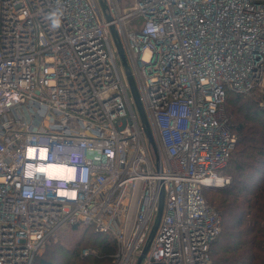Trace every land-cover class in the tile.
Wrapping results in <instances>:
<instances>
[{
    "label": "built area",
    "instance_id": "2783aa9c",
    "mask_svg": "<svg viewBox=\"0 0 264 264\" xmlns=\"http://www.w3.org/2000/svg\"><path fill=\"white\" fill-rule=\"evenodd\" d=\"M254 87L264 0H0V264H33L73 227L137 264L161 190L139 264H210L221 217L204 191L229 184L236 144L224 103Z\"/></svg>",
    "mask_w": 264,
    "mask_h": 264
},
{
    "label": "trees",
    "instance_id": "16d2710c",
    "mask_svg": "<svg viewBox=\"0 0 264 264\" xmlns=\"http://www.w3.org/2000/svg\"><path fill=\"white\" fill-rule=\"evenodd\" d=\"M224 109L236 144L226 165L233 168L229 184L204 191L221 217L220 235L210 247V264H264V90L254 87L246 94L229 91ZM210 192L213 195L207 199ZM71 229L81 231L85 243L80 241V246L90 244L97 253L77 257L76 242L70 251L64 250L62 261H56L48 250L61 248L49 240L47 251L33 264H111L116 250L111 237L91 228Z\"/></svg>",
    "mask_w": 264,
    "mask_h": 264
},
{
    "label": "water",
    "instance_id": "95a60500",
    "mask_svg": "<svg viewBox=\"0 0 264 264\" xmlns=\"http://www.w3.org/2000/svg\"><path fill=\"white\" fill-rule=\"evenodd\" d=\"M111 32H112V36H113V38L115 40V44H116L118 53H119V55L121 57V60H122V65L124 67V71H125V74H126V79H127L129 88L131 90V94H132L135 106L137 108L140 120H141L142 125L144 127V133H145L150 145L152 146L154 152L156 153V147H155V143H154V140H153L152 132H151L149 124H148V122L146 120V116H145L144 110H143L141 102H140V98H139V94H138V91H137V88H136V85H135V81H134L132 75L129 72L128 65H127V62H126V59H125V56H124V52H123L122 46H121L120 42L117 40L118 39L117 38V34H116V32H115L113 27H111ZM207 187L212 188L213 186H207ZM214 188H219V187H214ZM163 203H164V194H163V190H161L160 191V196H159V207H158V213H157V216H156V223H155V226L153 227V229H152V231H151V233L149 235V238H148L147 244H146V246L144 248V251L142 253V256L147 252V250L149 248V245H150V242H151V240H152V238L154 236L156 227H157V225H158V223H159V221L161 219L162 212H163ZM142 256L139 257V260H138L137 264H139Z\"/></svg>",
    "mask_w": 264,
    "mask_h": 264
},
{
    "label": "rangeland",
    "instance_id": "374dc122",
    "mask_svg": "<svg viewBox=\"0 0 264 264\" xmlns=\"http://www.w3.org/2000/svg\"><path fill=\"white\" fill-rule=\"evenodd\" d=\"M228 167H226L222 172H220V175L227 177L229 180H231V176L233 174V168L231 169H227ZM208 191H210L209 189H205ZM213 191V190H212ZM213 192L207 193L206 197L207 199H209V196L213 195ZM51 242H54L55 245L56 243H58V246L61 248L60 250H55L52 252V250H48L49 251V256L51 257L52 254L56 257V261H62V256L63 254H65L66 251H64L65 249H69V251L71 250V248L75 245L76 242H79V247H78V254L77 257L80 258H85V257H90L92 255H95L97 252L94 250V253H89L87 255H85V251L87 249H92L90 246V244L88 245H84V246H80V241H82V237H81V231L79 230H74V229H63L61 231H59L57 233V235L55 237H53L52 239H50ZM51 243V244H54ZM82 243H85L82 241ZM63 247V248H62ZM58 247H55L54 249H57ZM47 251L46 250V244L42 247V249L40 250L39 254L36 256V259L38 257H42V255L44 254V252ZM59 254V255H58ZM62 264V263H61Z\"/></svg>",
    "mask_w": 264,
    "mask_h": 264
}]
</instances>
